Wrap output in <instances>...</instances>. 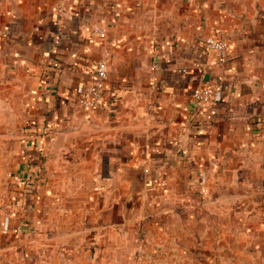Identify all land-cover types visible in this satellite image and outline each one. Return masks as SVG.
Segmentation results:
<instances>
[{
    "label": "crops",
    "instance_id": "crops-1",
    "mask_svg": "<svg viewBox=\"0 0 264 264\" xmlns=\"http://www.w3.org/2000/svg\"><path fill=\"white\" fill-rule=\"evenodd\" d=\"M0 264H264V0H0Z\"/></svg>",
    "mask_w": 264,
    "mask_h": 264
},
{
    "label": "built area",
    "instance_id": "built-area-1",
    "mask_svg": "<svg viewBox=\"0 0 264 264\" xmlns=\"http://www.w3.org/2000/svg\"><path fill=\"white\" fill-rule=\"evenodd\" d=\"M92 33L93 40H105L107 38V30L103 27H95ZM202 44L207 52H213L217 55L220 64L227 63L231 50V43L229 40L211 36L204 39ZM108 57L109 54L106 55V58L94 64L93 74L89 82L83 86L80 92L77 104L84 111H99L106 103V93L108 91L107 83L109 78ZM155 68L156 67H153V69ZM223 91V85L208 82L205 85L193 88L191 96L193 102L203 108L211 105ZM24 185L27 186V190L32 193L34 184L29 180L24 182ZM160 186L165 188V180L161 181Z\"/></svg>",
    "mask_w": 264,
    "mask_h": 264
},
{
    "label": "rangeland",
    "instance_id": "rangeland-1",
    "mask_svg": "<svg viewBox=\"0 0 264 264\" xmlns=\"http://www.w3.org/2000/svg\"><path fill=\"white\" fill-rule=\"evenodd\" d=\"M27 178H29V179H30V177H29V176H27ZM31 194H33V192H32Z\"/></svg>",
    "mask_w": 264,
    "mask_h": 264
}]
</instances>
